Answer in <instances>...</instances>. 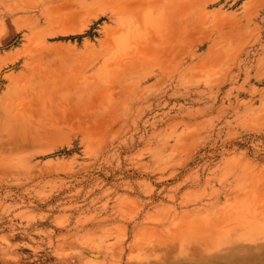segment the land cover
<instances>
[{"label":"rangeland","instance_id":"obj_1","mask_svg":"<svg viewBox=\"0 0 264 264\" xmlns=\"http://www.w3.org/2000/svg\"><path fill=\"white\" fill-rule=\"evenodd\" d=\"M0 264H264V0H0Z\"/></svg>","mask_w":264,"mask_h":264},{"label":"bare ground","instance_id":"obj_2","mask_svg":"<svg viewBox=\"0 0 264 264\" xmlns=\"http://www.w3.org/2000/svg\"><path fill=\"white\" fill-rule=\"evenodd\" d=\"M80 29H82V27H80ZM73 31H75V30H73ZM78 31H79V29H78Z\"/></svg>","mask_w":264,"mask_h":264}]
</instances>
